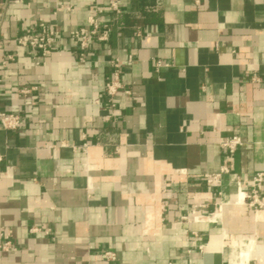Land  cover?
Returning a JSON list of instances; mask_svg holds the SVG:
<instances>
[{
    "label": "crops",
    "instance_id": "1",
    "mask_svg": "<svg viewBox=\"0 0 264 264\" xmlns=\"http://www.w3.org/2000/svg\"><path fill=\"white\" fill-rule=\"evenodd\" d=\"M108 1L0 0V61L15 55L0 64V109L21 119L0 128V244L13 246L0 264H202L206 251L239 264L264 241V209L234 203L236 179L248 191L264 173V0H123L79 61L68 33ZM40 18L59 31L45 58L14 41ZM114 58L130 95L111 107ZM232 135L230 173L207 184ZM194 204L216 221H181ZM259 246L247 264H264Z\"/></svg>",
    "mask_w": 264,
    "mask_h": 264
},
{
    "label": "built area",
    "instance_id": "2",
    "mask_svg": "<svg viewBox=\"0 0 264 264\" xmlns=\"http://www.w3.org/2000/svg\"><path fill=\"white\" fill-rule=\"evenodd\" d=\"M9 0H5L3 7L8 3ZM123 0H109L106 6L101 7L93 5L89 7L88 15L85 19V25L69 31L68 37L73 41L77 47V56L79 61H84L85 56L88 54L89 49L94 41L102 42L106 41L111 31L112 21L122 12ZM69 10V7H65ZM110 14L111 19H105L104 15ZM0 19V24H1ZM59 37V31L52 27L51 24L47 23L42 18L38 19L36 25L28 32L22 33L15 37L14 41L18 47L24 48L27 54L32 51L39 53V58L47 57L48 53L54 48L57 39ZM14 54H5L0 64L6 66L9 61L14 59ZM132 55L127 56V63L132 61ZM38 63V61H36ZM112 72L104 83V93L111 107L115 105V100L118 95H130V91L126 89L121 82V63L119 59L114 58L110 61ZM156 68L162 66V62L159 60L155 61ZM256 80V77H253ZM35 87H24L20 90L23 94H28L35 90ZM21 119L18 113L6 112L0 109V128L6 131H14L20 128ZM242 145V141L238 135H232L226 137L221 146L226 152L225 161L220 165L219 170L216 173L207 174L203 177V181L207 184L218 185L221 182L222 176L229 174L230 160L233 153L238 147ZM87 147V144H83V149ZM1 158V157H0ZM264 182V173H256L250 180V189L244 190L242 187V179H236V194L242 193V203L235 201V204L246 205L252 208L254 211L264 209V194H260L261 184ZM223 205V204H221ZM200 205L194 204L188 216L181 217V221L185 222H198L204 218L208 222L216 221L217 217H210L214 213H207L205 216L199 212ZM37 228H32L31 231H37ZM13 246L9 240L4 241L0 244V249L8 251ZM200 251L203 252L202 246L199 247ZM190 252L189 250L187 251ZM102 257L106 261H114L116 255L112 251H105L102 253ZM166 264H188V263H175L167 262Z\"/></svg>",
    "mask_w": 264,
    "mask_h": 264
},
{
    "label": "bare ground",
    "instance_id": "3",
    "mask_svg": "<svg viewBox=\"0 0 264 264\" xmlns=\"http://www.w3.org/2000/svg\"><path fill=\"white\" fill-rule=\"evenodd\" d=\"M242 199H243V194L242 193H238L236 201L238 200V203H242ZM212 217L213 216H211L210 218H212ZM248 248H249V250L247 252H242L241 253V255H240V263L239 264H247L251 254H254L255 252H257V250H259L261 247L258 244H256L254 242V240H253L250 243V245L248 246Z\"/></svg>",
    "mask_w": 264,
    "mask_h": 264
},
{
    "label": "water",
    "instance_id": "4",
    "mask_svg": "<svg viewBox=\"0 0 264 264\" xmlns=\"http://www.w3.org/2000/svg\"><path fill=\"white\" fill-rule=\"evenodd\" d=\"M202 264H222L220 252L206 251L202 253Z\"/></svg>",
    "mask_w": 264,
    "mask_h": 264
},
{
    "label": "rangeland",
    "instance_id": "5",
    "mask_svg": "<svg viewBox=\"0 0 264 264\" xmlns=\"http://www.w3.org/2000/svg\"><path fill=\"white\" fill-rule=\"evenodd\" d=\"M253 240H254V239H253ZM256 243L259 244V245H261V246H264V241H261V240H259V239L256 241ZM239 251H240V249H239V248H236V254H237ZM250 264H257V261L254 259V260L251 261Z\"/></svg>",
    "mask_w": 264,
    "mask_h": 264
}]
</instances>
